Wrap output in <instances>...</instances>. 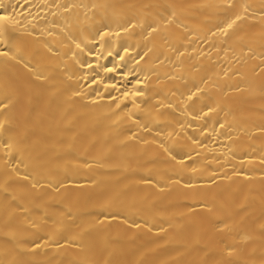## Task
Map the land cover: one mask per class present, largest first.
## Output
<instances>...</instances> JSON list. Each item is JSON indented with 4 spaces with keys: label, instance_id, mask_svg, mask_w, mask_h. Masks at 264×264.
I'll list each match as a JSON object with an SVG mask.
<instances>
[{
    "label": "bare ground",
    "instance_id": "6f19581e",
    "mask_svg": "<svg viewBox=\"0 0 264 264\" xmlns=\"http://www.w3.org/2000/svg\"><path fill=\"white\" fill-rule=\"evenodd\" d=\"M0 16V264H264V0Z\"/></svg>",
    "mask_w": 264,
    "mask_h": 264
},
{
    "label": "snow or ice",
    "instance_id": "6c2138e0",
    "mask_svg": "<svg viewBox=\"0 0 264 264\" xmlns=\"http://www.w3.org/2000/svg\"><path fill=\"white\" fill-rule=\"evenodd\" d=\"M9 18L7 16H0V21L8 20Z\"/></svg>",
    "mask_w": 264,
    "mask_h": 264
}]
</instances>
